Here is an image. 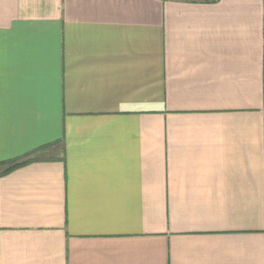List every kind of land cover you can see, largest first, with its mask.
<instances>
[{"label": "crops", "instance_id": "crops-1", "mask_svg": "<svg viewBox=\"0 0 264 264\" xmlns=\"http://www.w3.org/2000/svg\"><path fill=\"white\" fill-rule=\"evenodd\" d=\"M33 156L0 264H264V0H0V163Z\"/></svg>", "mask_w": 264, "mask_h": 264}, {"label": "trees", "instance_id": "trees-1", "mask_svg": "<svg viewBox=\"0 0 264 264\" xmlns=\"http://www.w3.org/2000/svg\"><path fill=\"white\" fill-rule=\"evenodd\" d=\"M49 147H41L39 149L40 150H46ZM34 159H38L37 156H33V157H27L21 161H13V162H9V163H0V175L1 174H5L8 173L9 171L26 164L27 162L34 160Z\"/></svg>", "mask_w": 264, "mask_h": 264}, {"label": "rangeland", "instance_id": "rangeland-1", "mask_svg": "<svg viewBox=\"0 0 264 264\" xmlns=\"http://www.w3.org/2000/svg\"><path fill=\"white\" fill-rule=\"evenodd\" d=\"M54 151V150H53ZM54 153V152H53ZM42 154H44V152H41V153H39V155H42Z\"/></svg>", "mask_w": 264, "mask_h": 264}]
</instances>
